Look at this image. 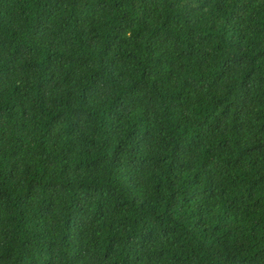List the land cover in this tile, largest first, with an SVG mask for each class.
<instances>
[{"label": "trees", "instance_id": "16d2710c", "mask_svg": "<svg viewBox=\"0 0 264 264\" xmlns=\"http://www.w3.org/2000/svg\"><path fill=\"white\" fill-rule=\"evenodd\" d=\"M28 52L99 84L0 264H264V0H0V60Z\"/></svg>", "mask_w": 264, "mask_h": 264}, {"label": "clouds", "instance_id": "9594fccd", "mask_svg": "<svg viewBox=\"0 0 264 264\" xmlns=\"http://www.w3.org/2000/svg\"><path fill=\"white\" fill-rule=\"evenodd\" d=\"M0 61L6 72L0 89V117H4L0 124V206L29 221L34 212L41 211L46 191L24 165L31 159L50 164L53 157L67 167L80 147L90 146L88 129L74 139L67 122L91 103L99 78L92 72L75 74L47 53L28 52L17 61L6 57ZM97 127L104 130L107 125ZM77 188L63 191L72 201ZM96 216L104 219L100 212Z\"/></svg>", "mask_w": 264, "mask_h": 264}, {"label": "bare ground", "instance_id": "6f19581e", "mask_svg": "<svg viewBox=\"0 0 264 264\" xmlns=\"http://www.w3.org/2000/svg\"><path fill=\"white\" fill-rule=\"evenodd\" d=\"M24 166H28V165H24Z\"/></svg>", "mask_w": 264, "mask_h": 264}]
</instances>
